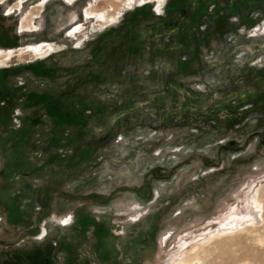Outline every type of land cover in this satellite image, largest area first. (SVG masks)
<instances>
[{
  "label": "rangeland",
  "instance_id": "1",
  "mask_svg": "<svg viewBox=\"0 0 264 264\" xmlns=\"http://www.w3.org/2000/svg\"><path fill=\"white\" fill-rule=\"evenodd\" d=\"M193 248L264 264V0H0V264Z\"/></svg>",
  "mask_w": 264,
  "mask_h": 264
},
{
  "label": "bare ground",
  "instance_id": "2",
  "mask_svg": "<svg viewBox=\"0 0 264 264\" xmlns=\"http://www.w3.org/2000/svg\"><path fill=\"white\" fill-rule=\"evenodd\" d=\"M259 213H260V201L257 199L255 201V204L254 205L251 204L250 206L247 207V211L244 213V215L242 214L239 217H237L236 219L233 218V220L228 221L224 225L223 231L225 232V230H228V229L238 228V226H241L244 223H248V222L250 224L256 223V222L259 221L258 219L261 218V214L259 215ZM249 223H248V225H249ZM221 234H222V231H220L218 233V235H221ZM207 241H205V242H207ZM194 248L191 249L190 251H187V252L185 251V252L179 253L173 259L168 260L169 262L167 264H199L200 258L198 256V254L197 253H194L192 251V250H194Z\"/></svg>",
  "mask_w": 264,
  "mask_h": 264
},
{
  "label": "flooded vegetation",
  "instance_id": "3",
  "mask_svg": "<svg viewBox=\"0 0 264 264\" xmlns=\"http://www.w3.org/2000/svg\"><path fill=\"white\" fill-rule=\"evenodd\" d=\"M199 8L202 9V6H199ZM258 28H260V30ZM258 28H256V30H259V31L263 30V26H260Z\"/></svg>",
  "mask_w": 264,
  "mask_h": 264
}]
</instances>
